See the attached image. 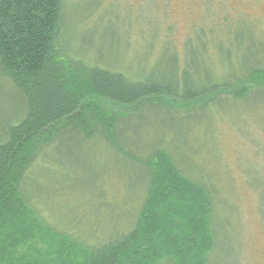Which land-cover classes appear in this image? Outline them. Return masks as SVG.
<instances>
[{
    "label": "trees",
    "instance_id": "1",
    "mask_svg": "<svg viewBox=\"0 0 264 264\" xmlns=\"http://www.w3.org/2000/svg\"><path fill=\"white\" fill-rule=\"evenodd\" d=\"M63 14V0H0V77L17 95L12 117L0 120V264H217L213 254L223 245L215 218L218 191L191 173L200 167L185 149L196 136V118L188 120L196 108L209 112L221 105V96L245 99L264 89V66L249 65L233 81L181 92L177 82L131 78L70 59L60 46ZM146 104L158 120L185 122L181 147L133 142L142 131L126 120ZM97 150L137 166L145 197L126 230L89 243V234L73 236L47 222L32 182L40 171L67 181L68 164L79 166ZM54 162L58 173L50 168ZM96 192L91 199L106 205Z\"/></svg>",
    "mask_w": 264,
    "mask_h": 264
},
{
    "label": "rangeland",
    "instance_id": "2",
    "mask_svg": "<svg viewBox=\"0 0 264 264\" xmlns=\"http://www.w3.org/2000/svg\"><path fill=\"white\" fill-rule=\"evenodd\" d=\"M231 2L63 0L60 46L70 59L88 65L131 78L177 82L181 92L201 90L240 78L249 65L264 66V0L247 8ZM16 96L0 77V120L12 117ZM220 100L221 105L209 107L210 118L206 106L190 115L189 122L196 118V136L192 147H185L200 167L191 173L218 191L215 218L223 245L212 257L217 264H264V89L245 99ZM150 109L146 104L126 120L142 131L133 142L181 147L185 122L170 116L158 120ZM99 153L85 154L79 166L68 164L67 181L40 171L32 182V197L47 222L73 236L87 233L89 243L111 230H126L145 197L137 166ZM50 168L58 173L59 163ZM94 192L108 205L97 202V196L91 199ZM92 229L100 232H87Z\"/></svg>",
    "mask_w": 264,
    "mask_h": 264
},
{
    "label": "flooded vegetation",
    "instance_id": "3",
    "mask_svg": "<svg viewBox=\"0 0 264 264\" xmlns=\"http://www.w3.org/2000/svg\"><path fill=\"white\" fill-rule=\"evenodd\" d=\"M233 3V7H237V8H241V7H252V5L254 4V1L256 0H231ZM241 6V7H240Z\"/></svg>",
    "mask_w": 264,
    "mask_h": 264
}]
</instances>
